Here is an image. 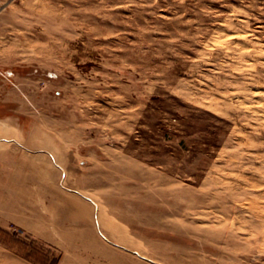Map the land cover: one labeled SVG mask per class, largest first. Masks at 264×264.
Masks as SVG:
<instances>
[{
  "label": "rangeland",
  "instance_id": "rangeland-1",
  "mask_svg": "<svg viewBox=\"0 0 264 264\" xmlns=\"http://www.w3.org/2000/svg\"><path fill=\"white\" fill-rule=\"evenodd\" d=\"M0 129L24 263L264 264V0H0Z\"/></svg>",
  "mask_w": 264,
  "mask_h": 264
},
{
  "label": "crops",
  "instance_id": "crops-1",
  "mask_svg": "<svg viewBox=\"0 0 264 264\" xmlns=\"http://www.w3.org/2000/svg\"><path fill=\"white\" fill-rule=\"evenodd\" d=\"M20 158H22V155H19ZM21 160V159H20ZM20 163V162H18ZM16 168H20V175L19 177L16 176V178L13 179H6L4 176L1 175L0 178V219H5L7 221L11 220H19V224L21 227H27L26 229L30 230L31 232L34 233V235L41 237L45 239L47 237L48 242L55 243L56 238L60 236L61 233V228L57 226L55 228L52 226V229L49 227L47 230H45L44 226H41V223H37V227H34L33 221L34 219H41L42 217L38 214L43 210V207H38L35 208L34 210H31V206L33 204H44L47 208L45 210V216L44 221L47 222L48 224L52 223V225H55V215L60 213L59 210V197H57V201H55L54 198V191L55 188L57 189V194L59 195V182L58 185L55 184V182L49 183L52 184L51 186L46 183L43 180H33L29 179V173L30 171L28 170V165L26 164H20L17 165ZM50 187L52 188L50 190ZM52 195V197H51ZM52 198V199H51ZM11 203H16V205H19V212L20 215H14L10 210V207L8 208V204ZM46 203L50 204L47 205ZM56 204V207H55ZM43 205V206H44ZM1 208H4V211L1 210ZM32 211L33 214L30 213ZM37 213H36V212ZM52 214V216H50ZM57 217V216H56ZM59 222V220H58ZM50 226V225H49ZM77 232V231H76ZM79 235V234H78ZM0 262L2 264H26L19 258L15 257L14 255L3 251L0 249Z\"/></svg>",
  "mask_w": 264,
  "mask_h": 264
},
{
  "label": "trees",
  "instance_id": "trees-1",
  "mask_svg": "<svg viewBox=\"0 0 264 264\" xmlns=\"http://www.w3.org/2000/svg\"><path fill=\"white\" fill-rule=\"evenodd\" d=\"M59 257H60V255L58 256V258H57V260L55 261L54 264H57L58 263Z\"/></svg>",
  "mask_w": 264,
  "mask_h": 264
},
{
  "label": "bare ground",
  "instance_id": "bare-ground-1",
  "mask_svg": "<svg viewBox=\"0 0 264 264\" xmlns=\"http://www.w3.org/2000/svg\"><path fill=\"white\" fill-rule=\"evenodd\" d=\"M4 125V124H3ZM9 127V126H8ZM10 128V127H9ZM3 129V128H2ZM13 130V129H12ZM8 131H10V130H8ZM0 132H1V129H0ZM13 132H14V130H13ZM8 133V132H7ZM31 137V136H30ZM1 139H2V137H1Z\"/></svg>",
  "mask_w": 264,
  "mask_h": 264
}]
</instances>
